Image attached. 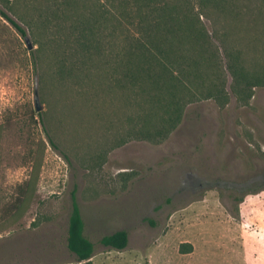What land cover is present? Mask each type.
<instances>
[{
    "label": "rangeland",
    "instance_id": "374dc122",
    "mask_svg": "<svg viewBox=\"0 0 264 264\" xmlns=\"http://www.w3.org/2000/svg\"><path fill=\"white\" fill-rule=\"evenodd\" d=\"M212 1H142L194 17L207 42L181 50L201 56L199 72L214 57L217 91L189 84L173 126L135 136V90L116 85L126 50L135 62V0H0L25 31L0 13V264H264V84L235 79L226 58L262 70L264 0ZM79 14L93 23L85 51ZM59 60L80 66L77 81ZM72 192L94 243L88 261L66 246ZM121 229L123 249L99 243Z\"/></svg>",
    "mask_w": 264,
    "mask_h": 264
},
{
    "label": "trees",
    "instance_id": "16d2710c",
    "mask_svg": "<svg viewBox=\"0 0 264 264\" xmlns=\"http://www.w3.org/2000/svg\"><path fill=\"white\" fill-rule=\"evenodd\" d=\"M142 1L135 0V7L138 11V19L135 22L137 28L135 62L132 61L131 50H126V57L128 58H124V53L119 63L120 74L116 78V85L131 83L133 90H135V100L133 99V104L135 103V114H133L135 126L128 130V134L137 136L142 133L143 136H151V134H159L163 130V126L174 125L179 117L182 93L194 96L192 86L189 84L198 88V80H201L200 84L207 82V90L204 89L207 92L206 94L214 95V92L217 91V85L215 80L211 78V74L208 73V69L213 71L215 66L213 62L216 60L214 57H205L203 63L205 70L199 72L201 56L191 57V54L185 56L181 50V47H185L188 42L191 45L197 44L198 39H201L203 44L207 42L202 31L193 26L194 17L187 12L185 14V11L168 2L155 3L147 12L146 9L141 10V5L147 4ZM202 1L208 3L210 0ZM152 7H154L153 10ZM0 13L21 34H25L24 29L16 21L8 17L3 11H0ZM93 18H96L94 11L91 13V19ZM91 19L87 20L85 15L79 14L80 39L77 38L76 40L78 51H85L89 47L88 42L91 35L94 36ZM183 22L192 25L194 28H190L191 31L187 32L183 29ZM161 32L164 35L163 40L159 39V36L162 35ZM184 56L189 60L188 63ZM226 58L227 67L235 79L264 84V66L258 72L249 73L242 65H239L238 57L233 53H227ZM59 62V73L61 75H69L76 81L79 79L80 66L73 62L68 65L61 60ZM115 70H117V67L114 68ZM187 75L188 82H185L184 78H187ZM153 91L154 93H152ZM146 111H148L147 114H145ZM151 118L156 121L150 122L149 119ZM49 141L52 143L50 139ZM34 181L35 178L32 177L19 199L16 210L19 213H22L26 208L34 190ZM127 242L128 234L123 229L102 235L99 239V243L103 246L117 250L123 249ZM66 246L79 262L90 260L94 253V243L84 234V221L74 192L71 194ZM181 252H187V250H181Z\"/></svg>",
    "mask_w": 264,
    "mask_h": 264
},
{
    "label": "water",
    "instance_id": "95a60500",
    "mask_svg": "<svg viewBox=\"0 0 264 264\" xmlns=\"http://www.w3.org/2000/svg\"><path fill=\"white\" fill-rule=\"evenodd\" d=\"M25 42H26V45H27L28 48H31L32 47V45L29 42L28 37H25ZM34 99H35V109L37 111H39L41 109V105L39 104L38 95H37L36 92H35Z\"/></svg>",
    "mask_w": 264,
    "mask_h": 264
}]
</instances>
